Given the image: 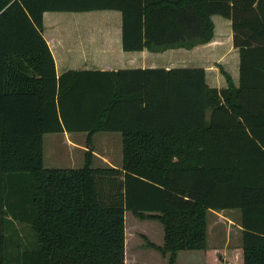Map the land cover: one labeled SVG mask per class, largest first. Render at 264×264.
Here are the masks:
<instances>
[{"label":"trees","instance_id":"obj_1","mask_svg":"<svg viewBox=\"0 0 264 264\" xmlns=\"http://www.w3.org/2000/svg\"><path fill=\"white\" fill-rule=\"evenodd\" d=\"M96 10L122 12L126 51L209 41L212 15L232 19L240 86L225 73L229 88H213L203 68L58 76L44 14ZM242 16L255 42L239 41ZM257 52L264 0H0V264H10L16 222L34 236L16 264H126L128 211L162 223L164 244L151 245L175 264L182 250L208 254V212L227 209L242 213L243 263L264 264V61H249ZM123 103L158 112V127L114 124ZM100 131L122 132L121 168L93 166ZM63 132L88 134L83 167L45 166L44 135Z\"/></svg>","mask_w":264,"mask_h":264},{"label":"crops","instance_id":"obj_2","mask_svg":"<svg viewBox=\"0 0 264 264\" xmlns=\"http://www.w3.org/2000/svg\"><path fill=\"white\" fill-rule=\"evenodd\" d=\"M211 19L214 23V34L209 41L194 40L179 46L164 47V49L157 51L148 49L126 51L124 49L123 14L117 10L46 12L44 14V37L54 56L58 76L69 70L118 72L120 70L160 68L166 70L174 68H203L206 72V81L209 86L218 90L229 88V81L225 75L227 73L233 85L239 87L241 83L242 54L240 47L235 45L236 32L233 20L221 15H212ZM249 19L250 17L248 16L245 18L242 16L239 20V23H242L238 34L239 41H244V39L246 41H254L253 38L256 37V33L251 31V26L248 23ZM255 19L258 21V18ZM254 42L250 46L255 47ZM258 59L264 61V55L260 54V52L251 56L249 61L253 62ZM171 113L174 112H169V114ZM158 116L159 113L155 111L148 113L143 112L141 109L131 110L123 103L115 112L113 123L127 126L134 123L142 124V126L149 124L152 128H155V124L158 127ZM100 132H107L111 135L105 136V143L100 149L94 142V136L99 132L93 135V166L121 168L124 160L122 132ZM115 132L117 134H114ZM76 133L78 132L54 133V135L64 134L67 143L73 148L72 151H76V148H79L86 156L88 134L86 133V143L84 145L77 141ZM46 135L48 134L44 135V164L46 161ZM71 160L73 159L71 158ZM95 163L102 165H95ZM233 220H236L242 233V249V213L239 209L209 211L208 239L211 236L212 221L215 222L216 227H220L224 226L223 224L225 223L232 224ZM217 236L219 237V232L218 235L216 234ZM218 246V241L214 240V247L219 248ZM204 252L206 256L207 252ZM178 258L177 254L175 264H177Z\"/></svg>","mask_w":264,"mask_h":264},{"label":"rangeland","instance_id":"obj_3","mask_svg":"<svg viewBox=\"0 0 264 264\" xmlns=\"http://www.w3.org/2000/svg\"><path fill=\"white\" fill-rule=\"evenodd\" d=\"M114 134H117L116 132ZM120 134V133H118ZM107 132H99L94 136V142L98 149L103 147ZM77 141L85 145L86 133H76ZM121 136V134H120ZM64 134L45 137V166L50 168H79L85 164V153L79 148L72 151ZM48 142V143H47ZM72 151V152H70ZM71 158L74 160H71ZM75 162V163H74ZM95 165H102L95 163ZM210 217V216H209ZM126 250L127 264H168L169 256L151 244L162 246L165 232L162 223L158 220L140 219L130 211L126 212ZM234 219V218H233ZM224 226L216 227L212 221L211 236L208 239L210 251L205 256L204 251L182 250L178 253L177 264H221L215 250L223 254L225 264H244L241 252L242 233L236 220L233 223H225ZM219 237H216V234ZM8 247L6 251L10 264H16L19 252L32 243L34 236L31 227L20 222L13 223L8 230ZM214 240L218 241V247H214ZM18 245V246H17ZM202 252V253H201ZM204 254V255H203Z\"/></svg>","mask_w":264,"mask_h":264}]
</instances>
